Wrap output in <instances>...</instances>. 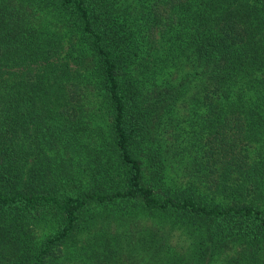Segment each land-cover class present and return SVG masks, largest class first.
I'll return each mask as SVG.
<instances>
[{
    "label": "trees",
    "instance_id": "trees-1",
    "mask_svg": "<svg viewBox=\"0 0 264 264\" xmlns=\"http://www.w3.org/2000/svg\"><path fill=\"white\" fill-rule=\"evenodd\" d=\"M0 264H264V0H0Z\"/></svg>",
    "mask_w": 264,
    "mask_h": 264
}]
</instances>
